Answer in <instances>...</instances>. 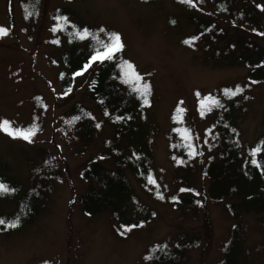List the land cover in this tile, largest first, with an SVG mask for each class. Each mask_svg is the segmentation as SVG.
Listing matches in <instances>:
<instances>
[{
  "label": "trees",
  "instance_id": "trees-1",
  "mask_svg": "<svg viewBox=\"0 0 264 264\" xmlns=\"http://www.w3.org/2000/svg\"><path fill=\"white\" fill-rule=\"evenodd\" d=\"M174 1L184 10L185 22L192 27L180 38L183 46L198 52L204 64L243 65L248 72L199 97L197 119L205 122L200 131L186 122L180 105L173 109L167 133L171 166L168 176L163 168L158 174L154 164L151 141L157 127L148 116L152 93L145 105L135 90V82H125L121 65L131 61L121 51L113 59L91 61L108 34L115 33L114 29L89 25L68 5L54 11L51 32L60 46L59 58H54L59 66L58 78L67 91L78 81L84 84L81 97L61 113L60 135L76 154H82L104 133L98 158L85 162L80 169L85 184L78 194V203L85 216L106 215L111 234L122 244L130 238L142 239V233L158 215L137 192L130 176L136 179L143 194L169 203L181 223L198 220L206 211L208 198L221 205L232 219L218 264H256L264 261V238L250 246L246 232L252 218L255 231L264 234V130L244 147L238 121L248 111V102L254 96L252 89L264 83V46L256 40L263 33L264 0H193L194 6ZM19 2L24 20L34 29L40 0ZM8 9L11 15V0ZM168 23L180 28L177 20L169 18ZM85 28L92 35L79 39L75 33ZM86 65L90 66L85 68ZM135 70L142 76V83L150 85L136 67ZM236 86L243 89L239 95L225 94V89L234 90ZM208 97L219 101L210 111L201 107V101ZM32 100V113L19 126L37 131L42 128L45 110L39 98ZM106 125L110 132H105ZM257 147H261L255 156L259 167L251 163L252 151ZM24 158L28 166L24 181L10 175V167L0 161V183L8 189L0 192V220L5 222L0 224V234L7 237L14 230L20 232L25 225L34 224L46 208L55 184L63 182L59 161L50 149L36 147ZM11 223L18 226L9 227ZM200 243L201 234L196 230H176L149 244L140 255L141 263L184 264L189 250Z\"/></svg>",
  "mask_w": 264,
  "mask_h": 264
},
{
  "label": "rangeland",
  "instance_id": "rangeland-1",
  "mask_svg": "<svg viewBox=\"0 0 264 264\" xmlns=\"http://www.w3.org/2000/svg\"><path fill=\"white\" fill-rule=\"evenodd\" d=\"M19 1L11 0L10 15L8 0H0V28L7 30V34L0 35V161L10 167V175L24 181L28 175L24 155L32 154L36 147L48 148L59 161L63 182L55 184L46 208L34 224L25 225L20 232L14 230L9 237L0 234V264H142L140 255L149 244L181 229L201 234L200 245L189 250L184 264H218L232 219L221 205L208 198L206 211L198 220L181 223L169 203L143 194L136 179L130 176L137 192L158 215L148 225L149 231L142 233V239L130 238L122 244L111 234L106 215L91 217L82 213L77 197L85 182L80 169L85 162L98 158L104 133L82 154H76L60 135L61 113L81 97L84 84L78 81L67 91L58 78L59 66L54 58H59L60 46L51 32L53 14L57 7L68 5L89 25L113 28L120 34L124 45L121 52L151 87L148 116L157 127L151 148L158 174L162 168L167 176L171 172L167 133L173 109L180 105L186 122L200 131L205 122L197 119L199 97L213 93L222 83L241 79L248 68L204 64L198 52L183 46L180 38L192 27L174 0H40L34 29L24 20ZM169 18L177 20L180 28L171 26ZM256 40L264 46V24L263 33ZM252 92L248 111L238 121L244 147L264 130V83L257 84ZM33 98H39L45 110L42 128L37 131L19 126L29 119ZM4 121L9 122L7 131ZM17 130L28 134L29 139L17 135ZM110 130L106 125L105 132ZM197 178L201 185L200 171ZM251 223L246 239L254 246L264 234L256 232Z\"/></svg>",
  "mask_w": 264,
  "mask_h": 264
},
{
  "label": "snow or ice",
  "instance_id": "snow-or-ice-1",
  "mask_svg": "<svg viewBox=\"0 0 264 264\" xmlns=\"http://www.w3.org/2000/svg\"><path fill=\"white\" fill-rule=\"evenodd\" d=\"M182 3L188 4L189 6H194L193 0H181ZM66 19V18H65ZM57 29L54 28L53 31H56ZM101 32H104V29H100ZM7 34V30L4 28H0V35H5ZM75 35L79 38V39H85L88 36L92 35L88 29H83L80 32L75 33ZM196 39V38H193ZM185 43H189V41H185ZM124 45L121 41V36L119 33H109L108 34V38L107 41L103 43L102 45V49H98L96 51V53L91 57V61L92 62H96V61H104V60H109V59H113L116 57V54L120 51H122ZM90 65H86L85 68L89 67ZM122 68V72L123 75L125 77V82H129V81H134L136 84V88L135 90L138 91L140 93V95L143 97V102L145 105H147L149 103L148 100V95L150 94V85H148L146 82L142 83V76L135 70L134 65L131 62L128 61H124L121 65ZM79 74V73H78ZM243 91V89L240 86H236V88L233 89H225V94L226 95H231V96H237L239 95L241 92ZM197 95L199 96V93H197ZM182 103V102H181ZM219 105V101L208 97L205 98L204 100L201 101V107L202 109H207V110H211V107L214 106H218ZM178 111H182V109L178 108ZM8 125L9 122L8 121H4L3 122V128L5 131L8 130ZM185 132L187 133L188 130H185ZM10 135H12L13 133H9ZM17 135H22L23 139L27 140L29 139V135L28 134H24L21 133L20 130L16 131ZM190 135V133H189ZM262 145H264V142H262ZM261 151V147H257L256 149H254L252 151V156L253 159L251 161V163L253 165H256L257 167L260 166V163L255 159V156ZM194 154V153H193ZM8 189L6 188V186L2 183H0V192H5ZM181 191H185V189H181ZM160 198H163L162 196ZM5 222L3 220H0V224H4ZM18 223H11L9 225V227H17ZM126 230H130V229H126Z\"/></svg>",
  "mask_w": 264,
  "mask_h": 264
}]
</instances>
